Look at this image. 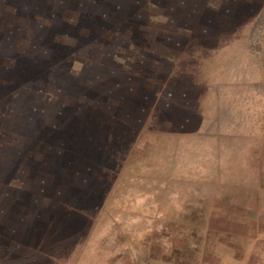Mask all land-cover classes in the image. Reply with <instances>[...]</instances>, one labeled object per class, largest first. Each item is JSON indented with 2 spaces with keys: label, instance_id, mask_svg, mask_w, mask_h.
<instances>
[{
  "label": "rangeland",
  "instance_id": "374dc122",
  "mask_svg": "<svg viewBox=\"0 0 264 264\" xmlns=\"http://www.w3.org/2000/svg\"><path fill=\"white\" fill-rule=\"evenodd\" d=\"M40 2L9 0L13 7H0L2 39L18 38L12 52L17 77L11 86L18 89L19 122H23L19 130L32 135L18 140L19 149L30 151H19L17 158L18 216L0 217V264H121L137 253L146 263L157 257L164 261L183 257L192 264H235L240 252L235 251L241 179L237 156L226 155L219 162L213 151L208 152L205 157L213 165L203 171L207 166L200 163L201 156L198 166H190L193 157L186 143L181 144L184 141L167 135L155 140L154 133L141 137L143 145L136 146L140 152L126 139L123 145L114 139L106 154V141L90 130L93 110L100 117L107 114L90 107L92 101L104 103L107 94L105 76L90 75L96 71L90 57L97 50L82 44L75 54L74 7L67 3L65 9L54 10L51 3ZM144 7L153 6L147 2ZM150 14L146 21L154 20ZM251 27L246 24L233 34L249 35ZM254 30L258 37L264 36V30ZM250 45L243 40L227 45L222 61L218 56L210 60L219 67L218 74L209 66L211 74L199 76L210 83L211 115L226 120L207 124V132H264V124L248 122L252 102H257V115L264 117V108L257 105L264 100V51L250 52ZM128 46L133 51L135 44ZM253 46L264 50V44ZM137 130L134 125L130 132ZM105 135L104 130L100 137ZM223 162L225 170L218 171ZM129 175L136 179L129 180ZM130 245L138 249L130 253ZM243 258L245 254L242 263Z\"/></svg>",
  "mask_w": 264,
  "mask_h": 264
},
{
  "label": "crops",
  "instance_id": "0c3cea01",
  "mask_svg": "<svg viewBox=\"0 0 264 264\" xmlns=\"http://www.w3.org/2000/svg\"><path fill=\"white\" fill-rule=\"evenodd\" d=\"M72 1L45 0L44 3L41 0L40 3L46 6L51 3L54 10H59V7L65 9L67 3L74 7L72 41L75 54H78L77 47L82 44L91 45V50H97L95 57H90L91 69L96 70L90 75L105 76L107 94L104 103L92 101L90 107L105 109L107 114L100 117L93 110L90 130L97 136L106 131L105 138L99 136V139L106 141L105 153L113 146L114 139L122 141V145L126 139L135 148L143 145L144 138L141 137L154 133L155 140L167 135L171 139L184 141L181 144L186 143L191 151L189 157H193L190 166H198L196 159L201 156L200 163L207 166L203 171L213 165V161L208 162L205 157L208 152L213 151L215 160L219 158V162L226 155L237 156L235 160L241 179L237 181L239 213L235 251L238 249L240 252L235 264H264V132H207V124L226 120L218 114L211 115L209 108L214 103L207 101L210 83L199 77L211 74L210 67L217 69L218 74L219 67L211 65L210 60L218 56L219 62L222 61L227 45L231 47L243 40L250 42V52L264 51L253 46L264 44V36L258 37L254 30H264V0ZM147 2H151L153 7H144ZM8 3L9 0H0V7H13ZM150 12L154 14V20L146 21V15ZM44 19L41 16V20ZM244 24L252 26L249 35H234ZM130 28L136 29L130 31ZM151 28H154L153 31ZM13 43H18V38L4 36L2 39L0 33V217L6 219L11 214L18 216L16 181L19 151H30L27 147L19 149L18 140L32 136L27 129L19 130V124L23 122H19L18 89L11 86L12 78L17 77L16 57L12 56L17 47ZM26 43L30 46L28 40ZM144 43L148 46H144ZM129 44H135L131 47L133 51H128ZM101 49H105V52ZM27 55L28 49L26 58ZM2 75L6 76L4 80ZM27 89L25 86V93ZM31 90L33 92V88ZM256 103L250 104L248 122L264 124V117L257 115ZM259 104L264 108V100H260ZM28 108L31 109L30 120L33 123L34 101L31 100ZM63 124H66L65 119ZM134 125L138 126V130L132 135L130 130ZM116 129L119 132H114ZM49 130L47 127L48 133ZM237 139L248 142H230ZM135 150L141 151L138 148ZM142 162L139 159L136 167L140 168ZM224 163H221L218 171L225 170ZM134 176L129 175V180L136 179ZM139 178L138 173L137 182ZM128 186L129 182L123 187ZM19 202L23 201L19 198ZM137 249V246L130 245L127 250L132 253ZM244 254L245 261L242 263ZM141 256L138 253L131 255L121 264H192L183 257L169 261L157 257L152 263H146L148 261L144 255Z\"/></svg>",
  "mask_w": 264,
  "mask_h": 264
}]
</instances>
